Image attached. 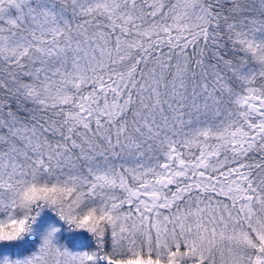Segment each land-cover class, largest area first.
I'll return each instance as SVG.
<instances>
[{"label": "snow or ice", "instance_id": "snow-or-ice-1", "mask_svg": "<svg viewBox=\"0 0 264 264\" xmlns=\"http://www.w3.org/2000/svg\"><path fill=\"white\" fill-rule=\"evenodd\" d=\"M0 264H264V0H0Z\"/></svg>", "mask_w": 264, "mask_h": 264}]
</instances>
